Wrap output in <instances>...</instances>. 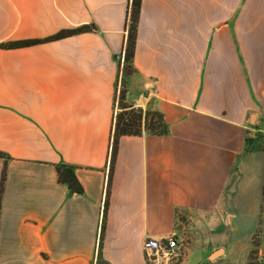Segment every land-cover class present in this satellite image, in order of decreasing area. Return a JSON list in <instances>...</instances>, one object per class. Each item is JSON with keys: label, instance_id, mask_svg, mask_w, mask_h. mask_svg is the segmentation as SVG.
Listing matches in <instances>:
<instances>
[{"label": "crops", "instance_id": "obj_1", "mask_svg": "<svg viewBox=\"0 0 264 264\" xmlns=\"http://www.w3.org/2000/svg\"><path fill=\"white\" fill-rule=\"evenodd\" d=\"M128 3L0 0V43L96 27L0 49V264L96 262ZM133 65L145 94L127 101L168 133L119 139L103 259L147 264L143 241L172 235L179 264L264 261V149L246 151L264 137V0H142Z\"/></svg>", "mask_w": 264, "mask_h": 264}, {"label": "trees", "instance_id": "obj_2", "mask_svg": "<svg viewBox=\"0 0 264 264\" xmlns=\"http://www.w3.org/2000/svg\"><path fill=\"white\" fill-rule=\"evenodd\" d=\"M142 0H129L128 11L125 21L126 37L124 46L120 55V61L117 63L118 76L116 77V86L118 80H121L122 90L119 92V98L117 101V109L113 117V122L110 130V150L108 159V175L105 188V200L103 204L102 219L98 240V251L95 264H109L105 261L101 255L103 234L105 228L106 212L108 207V197L110 191V181L112 171L117 155L118 141L124 136H141L143 134L149 135H166L168 133V125L164 121L163 115L152 109H142L140 107H134V105L126 101V78L130 75L137 74V70L133 65L134 49L136 44V35L138 20L140 14ZM96 27L93 24L81 25L75 28L63 29L57 33L48 36L43 39L35 40H19L8 41L0 43V49H19L30 47L42 43H48L57 41L70 36L85 32H94ZM120 75V77H119ZM116 105V98H115ZM256 147H262L259 145H252L248 142L246 151H249ZM5 154L0 152V158H4ZM76 167L66 163H60L56 166L57 181L65 185L70 194L82 195L83 189L79 181L75 176ZM5 173L2 172L0 180V194L2 185L4 182Z\"/></svg>", "mask_w": 264, "mask_h": 264}, {"label": "built area", "instance_id": "obj_3", "mask_svg": "<svg viewBox=\"0 0 264 264\" xmlns=\"http://www.w3.org/2000/svg\"><path fill=\"white\" fill-rule=\"evenodd\" d=\"M180 248L181 242L172 235L162 239L147 238L142 243L147 264H162L163 261L175 258ZM252 264H264V261L257 258Z\"/></svg>", "mask_w": 264, "mask_h": 264}, {"label": "rangeland", "instance_id": "obj_4", "mask_svg": "<svg viewBox=\"0 0 264 264\" xmlns=\"http://www.w3.org/2000/svg\"><path fill=\"white\" fill-rule=\"evenodd\" d=\"M125 81H126V91H127L126 98L128 96V93L131 92V90H133L135 94H137V93H144L145 94V91L142 89V85H143L144 80L140 76H138V73L128 76ZM121 90H122V83H121V80H118V83L116 86V105H115L116 111H118L117 101L119 98V92ZM126 101H127V99H126ZM127 102L129 103V101H127ZM260 145L264 147V137H262V140L259 143V146ZM182 255H183V252H182V247H181L180 251H179V255L177 257L169 259L167 261H163L162 264H179L181 259H182Z\"/></svg>", "mask_w": 264, "mask_h": 264}]
</instances>
